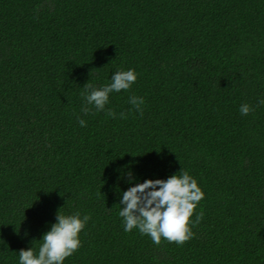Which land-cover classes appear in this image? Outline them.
I'll list each match as a JSON object with an SVG mask.
<instances>
[{"label": "trees", "instance_id": "16d2710c", "mask_svg": "<svg viewBox=\"0 0 264 264\" xmlns=\"http://www.w3.org/2000/svg\"><path fill=\"white\" fill-rule=\"evenodd\" d=\"M129 69L82 112L86 83ZM261 100L264 0H0V264L38 254L58 212L91 217L64 264H264ZM181 170L204 192L193 238L126 232L123 192Z\"/></svg>", "mask_w": 264, "mask_h": 264}, {"label": "clouds", "instance_id": "9594fccd", "mask_svg": "<svg viewBox=\"0 0 264 264\" xmlns=\"http://www.w3.org/2000/svg\"><path fill=\"white\" fill-rule=\"evenodd\" d=\"M137 80L134 69L117 71L111 77V83L99 88L86 83L82 93L85 105L82 112L88 115L92 108L97 112L104 111L109 103V96L113 92L127 91ZM134 108L143 114L142 97L132 96L129 99ZM264 104V100L260 101ZM254 109L243 104L240 107L242 115H248ZM106 115L112 118L116 113L108 109ZM120 118L126 119L125 113ZM81 127L86 121L78 117ZM204 198V192L198 186L195 178L187 171L181 170L179 174L164 179H148L129 187L122 194L120 203L123 205L119 216L124 220V230L131 232L138 229L142 235L151 238L154 244L160 245L164 239L169 243L183 245L193 238L192 225H198L203 218V211L196 215L195 221L191 218ZM91 219L89 215L81 217L77 212L72 215L57 214V222L51 226L42 238L38 254L32 248L19 251V264H64L66 258L73 255L81 246L80 233Z\"/></svg>", "mask_w": 264, "mask_h": 264}]
</instances>
